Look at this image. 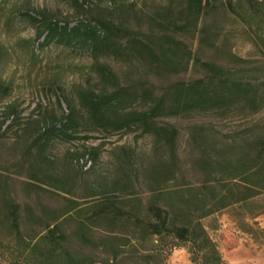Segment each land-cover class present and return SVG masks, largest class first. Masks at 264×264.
<instances>
[{"label":"rangeland","instance_id":"1","mask_svg":"<svg viewBox=\"0 0 264 264\" xmlns=\"http://www.w3.org/2000/svg\"><path fill=\"white\" fill-rule=\"evenodd\" d=\"M184 1L86 0L81 8L74 0H0V83L5 87L0 95V124L5 122L0 127V264H18L20 253L12 247L5 210L9 201L19 205L27 242L44 235L46 223L60 224L70 250L95 260L106 258L80 242L76 222L91 215L101 199L98 192L117 179L124 167L120 161L124 153L132 155L134 171L132 183L116 193L122 204L133 198L146 205L156 193L184 189L189 190L188 198L189 192L204 183L222 194L231 190L232 203L226 207L201 217L200 202L191 205L188 214L200 218L222 264H264V192L238 201L241 187L228 179L235 173L218 167V162H234L242 144L264 135V108L257 114L216 111L160 118L158 123H170L178 130V170L175 179L154 188L142 172L159 154L149 135L137 130L108 133L81 127L74 139L51 135L43 141L46 131L67 113L63 98L78 106L77 90L94 87L97 76L85 49L57 42L38 45L36 36L45 32L41 16L70 26L83 18L112 20L126 28L124 41L139 36V31L156 29L151 19L174 8L179 11ZM210 2L214 8L205 11L195 30L177 34L178 38L200 63L211 61L252 74L264 70V0H241L233 10L226 7L225 0ZM99 61L110 66L124 84L142 81L156 87L157 93L174 82H190L203 74L193 62L185 71L163 75L141 67L127 69L108 56ZM204 199L210 202L207 195ZM65 212L68 215H62ZM102 230L94 229L93 237L103 235ZM115 232L120 235L123 231ZM131 242L137 250L128 245L124 264H193L185 247L173 249L161 263L148 254L164 251L163 241Z\"/></svg>","mask_w":264,"mask_h":264},{"label":"trees","instance_id":"2","mask_svg":"<svg viewBox=\"0 0 264 264\" xmlns=\"http://www.w3.org/2000/svg\"><path fill=\"white\" fill-rule=\"evenodd\" d=\"M79 7L86 0H74ZM241 0H225L233 10ZM214 8L210 0H185L181 9L171 13L161 12L151 19L157 28L141 32L139 36L122 40L126 28L112 20L83 18L75 25L59 24L40 17L43 33H38V45L57 42L62 45L85 49L92 57L91 67L97 76L94 87L77 90L76 106L63 98L67 106L57 124H53L43 135L74 139L81 127L114 133L137 130L152 137L159 154L143 168V176L153 188L175 179L178 170L176 141L178 130L170 123H158L160 118L183 117L192 113L224 112L257 114L264 108V70H236L214 62H201L193 56L186 43L177 34L194 31L208 8ZM213 10V9H212ZM115 12V11H114ZM32 21L38 20L29 14ZM158 25V26H157ZM112 57L127 69L135 67L157 71L163 75L176 74L188 69L190 63L199 64L202 76L190 82L177 81L162 88L142 81L124 84L117 73L99 57ZM5 87L0 83V95ZM5 122H1L0 127ZM91 159L95 158L94 152ZM239 156L234 162H218V167L233 170L229 181L239 184L238 201L264 192V135L240 146ZM132 155L124 153L120 160L124 167L110 185L98 192L100 200L91 215L77 220L75 235L84 246L99 250L107 257L95 260L92 255L73 252L67 245V234L60 224L46 223L45 234L27 242L21 230L19 205L13 201L5 204L13 246L20 250L18 264H124L123 256L131 242H164V251L153 250L149 257L159 258L161 263L173 250L185 247L193 264H222L220 254L206 233L200 218L188 214L191 205L201 202L202 215L207 216L217 209L231 204L234 196L227 190L222 194L207 183L185 194L189 190L174 191L173 194L156 193L146 205L139 199L130 198L122 204L116 194L127 183H132L134 162ZM103 187V186H102ZM110 189V190H109ZM206 191V193H205ZM192 194V195H191ZM210 199L208 202L204 197ZM234 199V198H233ZM209 204V205H208ZM62 215H68L66 212ZM103 229V235L93 237L94 229ZM115 230L123 231L120 235ZM34 241V242H33ZM147 257V256H145Z\"/></svg>","mask_w":264,"mask_h":264}]
</instances>
